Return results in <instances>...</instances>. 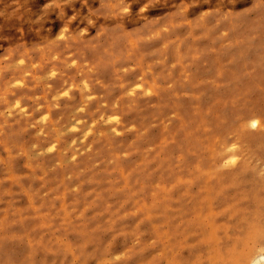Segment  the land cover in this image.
Segmentation results:
<instances>
[{"label":"rangeland","instance_id":"obj_1","mask_svg":"<svg viewBox=\"0 0 264 264\" xmlns=\"http://www.w3.org/2000/svg\"><path fill=\"white\" fill-rule=\"evenodd\" d=\"M264 0H0V264H264Z\"/></svg>","mask_w":264,"mask_h":264},{"label":"bare ground","instance_id":"obj_2","mask_svg":"<svg viewBox=\"0 0 264 264\" xmlns=\"http://www.w3.org/2000/svg\"><path fill=\"white\" fill-rule=\"evenodd\" d=\"M255 258H256V260L257 261H259V260H264V255L263 254H257L256 256H255Z\"/></svg>","mask_w":264,"mask_h":264}]
</instances>
